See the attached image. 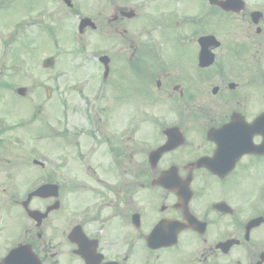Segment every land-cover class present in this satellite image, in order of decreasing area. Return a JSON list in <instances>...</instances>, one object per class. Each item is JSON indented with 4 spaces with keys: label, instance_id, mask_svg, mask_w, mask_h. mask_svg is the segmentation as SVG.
<instances>
[{
    "label": "flooded vegetation",
    "instance_id": "obj_1",
    "mask_svg": "<svg viewBox=\"0 0 264 264\" xmlns=\"http://www.w3.org/2000/svg\"><path fill=\"white\" fill-rule=\"evenodd\" d=\"M169 1L142 0L144 36H129L128 5L88 16L129 51L138 86L112 55L111 108L70 118L62 132L64 148L74 141L91 163L59 167L58 198L29 202L38 218L23 211L16 168L0 167V264L21 242L33 264H264V0H244L237 13L215 7L212 32L207 20H178ZM210 34L206 63L214 58L202 66L200 39ZM82 123L90 127L74 131ZM37 178L49 183L48 171ZM19 208L28 225L20 242Z\"/></svg>",
    "mask_w": 264,
    "mask_h": 264
},
{
    "label": "rangeland",
    "instance_id": "obj_2",
    "mask_svg": "<svg viewBox=\"0 0 264 264\" xmlns=\"http://www.w3.org/2000/svg\"><path fill=\"white\" fill-rule=\"evenodd\" d=\"M85 1L91 0H81L82 3ZM180 1L185 2L186 0ZM187 1L189 3L182 4V8L191 6L190 9H194L192 12L190 9L178 12L176 18L181 20L184 15L195 13L197 8H202V0ZM25 2L30 4L26 5ZM120 2L134 6L140 5L142 0H120ZM31 3L34 7L29 6L32 5ZM96 3H99V0H94V2L83 6L86 11H89L96 7ZM102 3L104 2L102 1ZM112 3L119 4L118 1H112ZM169 3L175 6L179 0L169 1ZM27 7L32 10V15L31 12H27ZM140 13L141 15L146 14L143 8H140ZM27 16L36 19L34 24L26 27L27 30L23 29L17 35L18 41L14 40L13 44L2 48L3 42L8 43L12 39H8L11 34L9 32L13 29L11 24L13 23L15 26L21 17ZM78 22V19L66 8L62 0H21L7 8H0V52L1 49L12 51V54L8 57L4 55L3 57L6 58L0 60V81H5L4 83L9 85V87L0 88V115L5 114L10 117L9 119L14 124L16 123L14 132L23 134H19L23 139V145L16 147L10 139L4 141L0 152V167H2V174L8 173L10 167L16 168L19 197L22 196L26 186L31 185V180L41 176V173L49 171L57 175V171L50 167H65L60 166L59 163L60 158L63 160L62 156L68 161L66 167H77L75 161L78 158V150L74 147V141H68V146L62 153L57 145V132L63 125L60 118L65 115L73 117L84 115L82 111L84 104L82 99L77 97L78 81L88 76L93 79V84H95L102 66L96 62L93 54L96 51L105 52L109 46L107 45L109 40L104 33L106 29L89 31L80 40L78 38ZM141 23L142 17L130 22L134 33L130 37H137L141 34L138 28ZM190 26L193 27V25ZM197 26L207 29L203 25ZM49 28H52L51 34L48 33V31L50 32ZM179 32H184V28L182 27ZM139 41H141V37L136 44ZM231 43L234 44V41ZM119 45L122 46V44ZM114 51L117 53L116 48ZM49 56L55 57V64L52 68H44L43 60ZM9 57H11V68L8 65ZM250 57L251 54L247 52L243 61L248 62ZM5 59H7V65L5 62L2 64ZM129 68L127 61L124 60L123 72H128ZM247 74L244 75L247 76ZM93 84L88 87H92ZM210 85L212 84L210 83ZM21 86L28 89L25 97L16 93V89ZM49 88L52 89L51 93L48 91ZM111 90L109 87V91ZM104 106L105 102L103 104L101 102L99 108ZM5 108L6 110H4ZM44 133L47 136L43 135ZM51 134L54 135L52 138H46ZM56 137L57 139H55ZM136 156L138 159L140 158V156ZM34 159L48 163L45 167L46 170L35 165ZM0 181L3 187L6 183L4 175ZM22 223L23 220L20 218L17 225H22ZM54 243L56 244L57 240Z\"/></svg>",
    "mask_w": 264,
    "mask_h": 264
},
{
    "label": "water",
    "instance_id": "obj_3",
    "mask_svg": "<svg viewBox=\"0 0 264 264\" xmlns=\"http://www.w3.org/2000/svg\"><path fill=\"white\" fill-rule=\"evenodd\" d=\"M52 63H53L52 59H48V60L46 61V66H50ZM19 91H20L22 94L25 93V89H20Z\"/></svg>",
    "mask_w": 264,
    "mask_h": 264
}]
</instances>
